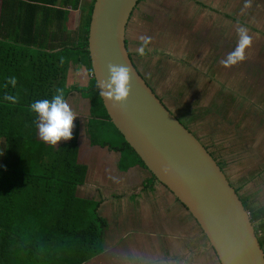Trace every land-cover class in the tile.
Returning <instances> with one entry per match:
<instances>
[{
  "label": "trees",
  "instance_id": "obj_1",
  "mask_svg": "<svg viewBox=\"0 0 264 264\" xmlns=\"http://www.w3.org/2000/svg\"><path fill=\"white\" fill-rule=\"evenodd\" d=\"M80 2L0 0V264H84L104 247L107 221L98 199L76 192L87 173L77 158L78 125L71 139L59 144L40 140L36 115L29 110L32 101L50 99L57 88L65 99L69 91H79L88 103L84 127L90 144L119 151L121 169H146L110 121L91 75L86 39L93 0L83 10L78 39L57 43L65 37L67 8ZM76 66L86 70V84L68 83ZM233 100L220 87L207 107L223 117ZM258 171L251 176L257 183ZM238 189L264 250V202L252 201V190L240 195Z\"/></svg>",
  "mask_w": 264,
  "mask_h": 264
},
{
  "label": "crops",
  "instance_id": "obj_2",
  "mask_svg": "<svg viewBox=\"0 0 264 264\" xmlns=\"http://www.w3.org/2000/svg\"><path fill=\"white\" fill-rule=\"evenodd\" d=\"M89 1L81 0L77 8H67L62 32L65 37L57 38V43L78 39L83 10ZM229 1L234 4V0ZM208 3L205 0H140L137 3L124 36L127 51L145 80L141 66H147L148 61L155 62L152 67L154 71L159 70L162 56L170 58L172 47L176 48L177 28L184 23L183 14L189 15L192 21V16L199 17L204 9L219 13ZM225 12L221 13L225 15ZM140 37L149 39L143 43ZM141 46L142 54L138 52ZM71 73H77V77L72 78ZM67 81L71 85L86 84L88 75L84 67L76 66L69 72ZM65 100L76 116L72 130L78 125L77 158L87 166L85 182L77 187V195L98 199L100 215L107 221L103 251L84 264H190L186 259L190 254L207 255L210 251L217 261L192 216L165 186L151 178L147 169L140 165L121 169L119 151L90 144L84 127L88 103L81 93L73 89ZM195 259L191 264H195Z\"/></svg>",
  "mask_w": 264,
  "mask_h": 264
},
{
  "label": "rangeland",
  "instance_id": "obj_3",
  "mask_svg": "<svg viewBox=\"0 0 264 264\" xmlns=\"http://www.w3.org/2000/svg\"><path fill=\"white\" fill-rule=\"evenodd\" d=\"M205 1L219 13L204 9L192 21L183 14L170 58L162 56L157 71L149 61L140 70L163 103L222 164L239 194L249 189L252 201L264 202V0ZM241 27L250 37L243 59L222 63L236 47ZM220 87L234 96L223 117L207 107ZM190 255L187 263L196 258L195 264H217L211 251Z\"/></svg>",
  "mask_w": 264,
  "mask_h": 264
},
{
  "label": "water",
  "instance_id": "obj_4",
  "mask_svg": "<svg viewBox=\"0 0 264 264\" xmlns=\"http://www.w3.org/2000/svg\"><path fill=\"white\" fill-rule=\"evenodd\" d=\"M139 0H93L87 28L91 75L106 113L146 169L192 216L219 264H264L255 222L217 160L135 67L125 27ZM109 66L128 69V95L101 94ZM110 91L109 89H107Z\"/></svg>",
  "mask_w": 264,
  "mask_h": 264
},
{
  "label": "clouds",
  "instance_id": "obj_5",
  "mask_svg": "<svg viewBox=\"0 0 264 264\" xmlns=\"http://www.w3.org/2000/svg\"><path fill=\"white\" fill-rule=\"evenodd\" d=\"M239 39L236 47L228 54L227 60L222 63H234L242 60L244 48L249 45L250 37L246 35V29L238 28ZM143 43H147L148 37H140ZM142 54L143 46L138 48ZM110 77L107 84L100 81L101 94L111 97V102H122L128 95V69L124 66H109ZM13 82H14V78ZM110 87V91L107 90ZM5 100H14L13 97L5 95ZM29 110L36 115L37 136L40 140L56 145L58 141L69 140L72 137L73 120L76 117L62 91L57 88L56 93L50 99H38L29 104Z\"/></svg>",
  "mask_w": 264,
  "mask_h": 264
}]
</instances>
